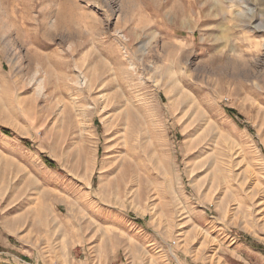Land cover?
Returning <instances> with one entry per match:
<instances>
[{
    "label": "rangeland",
    "instance_id": "obj_1",
    "mask_svg": "<svg viewBox=\"0 0 264 264\" xmlns=\"http://www.w3.org/2000/svg\"><path fill=\"white\" fill-rule=\"evenodd\" d=\"M0 264H264V0H0Z\"/></svg>",
    "mask_w": 264,
    "mask_h": 264
},
{
    "label": "trees",
    "instance_id": "obj_2",
    "mask_svg": "<svg viewBox=\"0 0 264 264\" xmlns=\"http://www.w3.org/2000/svg\"><path fill=\"white\" fill-rule=\"evenodd\" d=\"M230 112H232V111H230ZM3 131H4L6 134H10V131L7 130V129H3Z\"/></svg>",
    "mask_w": 264,
    "mask_h": 264
}]
</instances>
